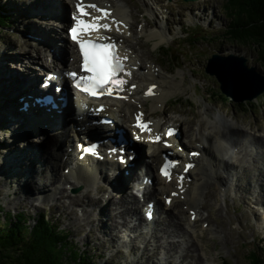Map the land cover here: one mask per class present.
<instances>
[{"label": "rangeland", "instance_id": "1", "mask_svg": "<svg viewBox=\"0 0 264 264\" xmlns=\"http://www.w3.org/2000/svg\"><path fill=\"white\" fill-rule=\"evenodd\" d=\"M43 1L48 0H0V7H2L0 12L4 13L3 18L6 19L4 24H0V51L5 49L9 53V56L5 59L0 52V124L4 126L3 131L0 130V225H4L5 222H8L11 213L17 215V213L25 211V216L29 217L27 218L29 221L26 222V224L32 227L35 225V221L30 215L37 216L39 213L45 212V219H50V222L60 226V231L63 230L70 234L68 238L69 246L75 247L84 257L89 256V254L92 255L93 259L100 264H150L146 262V257L149 254L153 255L151 256V262H155L156 264H187L190 262H195L196 264H227L228 262L231 264H250L251 249L260 246L261 243L264 244V191H262V193L258 191L260 188V183L258 182L260 180L259 178L257 180V175L260 172H263L262 175L264 177V144L261 145V143L258 142L260 139H255L250 135L253 133L254 128L259 125L262 129H260L258 133L261 137H264V94L258 95L251 100L246 99L243 102L227 100L228 94L223 90L222 92L226 96H220L216 93L213 94L215 90H220V86L216 76L207 73L205 66L208 64L209 57L214 52H217L222 55L232 53L245 56L247 57V64L249 67L256 65L262 71H264V67L261 66L259 61L257 62L256 50L253 47L247 46L240 41L236 42V40L224 32L225 27L230 23L224 11L227 2L224 0H200L201 3L198 4V8L193 10L195 13L189 15L187 11L185 12V9L191 11L190 7L193 6L192 3L198 0H128L130 3L132 2L130 5L135 7L134 9L128 3L126 4L124 0L119 2V4L123 6L121 14L124 18H127V20L133 21L132 14L135 11L139 22L135 23L133 26L131 25V28H135L136 26H139V28L136 29L135 33L131 32L133 35L131 41H134L137 44V48L140 47V50L147 55V57H143L147 67L138 71L135 77L137 78V76H141L142 74H149L148 68L151 65L153 66V76L154 74L157 76L155 79L157 78L158 87L155 90H159V93L162 94L156 93L146 98V101L148 100L147 105L149 113H154L155 110L158 111L159 109V113L151 117L156 124L164 127L167 124H178L177 122L179 119L180 122L184 120V123L190 119L194 120L192 121L195 122L193 123V131L191 130L187 136L183 135L182 131L181 142H185V139H188L186 137H190L191 132L192 137L195 138L194 136L197 133H195V129L197 128L196 123L198 122L197 119L204 109V104H210L212 107L211 112H214L215 109L217 113L219 110L228 113L230 118L237 121L239 126L245 128V130L249 132L245 136L237 137L238 143L239 146L241 145L254 152V155L251 156L247 154V151L242 147H239V154L236 155L235 158L231 155H224L225 160L230 162V164H234L236 169L233 171V174L235 178L238 177L237 179L231 176L232 169L229 167L226 168L229 170V174L226 169L220 170L222 176H218L217 179L216 174L212 175V173H210L211 170L208 167L206 158L200 157L198 166H204V168L208 170V173L206 172L199 176H206L215 183L208 188H204L203 191L204 193H208V191L211 190L213 192V198H210L209 203H205L203 205L204 207H202V203L205 202L207 196L204 193H200V189H198L197 193H195L192 198V205H197L200 209L197 211L198 215L193 212L194 209L189 210V207L185 204L186 209L189 210L185 213L187 216L186 219L191 212L196 215V222L194 221L195 219L192 218V214L190 221L189 218L187 220L181 219L178 211L184 206L182 207L181 204V207L178 208L175 207V205L180 200L187 203L190 197L189 192L191 193V191L186 190L184 194L180 195V200L179 198L176 199L177 203L173 204V209H171L172 214L167 218L174 222L179 221L183 231L186 233L188 232L186 236L188 238H194L193 240H195L198 245L196 246L194 244L191 246V255H189L185 261L180 262V260L177 259V255L176 257L170 256L171 253H167L164 247L165 241L167 242L166 239H168L172 233L168 231V228L165 227L162 222V220L165 219L162 217L161 213H158V216L160 215L161 218L158 226L157 224L155 226L154 222L152 224L153 230L156 227L157 229L152 235H150L151 233L149 235L147 234L151 230L144 233L141 237L144 238L143 245L141 246L138 242V246L136 247L137 251L134 252L133 249L135 248H132V244H129L128 241L132 238L131 235H129L131 228L126 226L128 224L124 225L122 223L124 220L126 221L133 212L123 219L119 216L118 210H115L116 203L121 195L128 194V188H131L130 185L124 187L121 185V182L126 177L122 181L118 180L117 187L124 191L123 194H121L120 190L113 189L110 184H108L110 179L108 180L107 178L103 181L104 178L100 176V173L93 174L90 169L84 172L85 175L82 174L86 179H81V181L75 174L73 175L70 180H79L78 185H71L69 179L67 183V180H64V177L61 178L60 175L55 181L54 175L50 172L53 165L54 168H58L57 170H59V172L65 173L66 171L63 161L60 160L58 162L59 158L56 156L57 152H55L56 145L52 144L61 141L59 140L61 137L59 138V135L56 137V133L58 132L55 131L53 133L51 128H48V132H41L33 137L32 134L29 133L30 126L26 125L24 117L19 115L20 106L18 107V105H16V108L12 109V105L17 104V100L20 97L18 92L21 83L20 78L27 77V75H22V73H26V70L31 68L14 55L17 53L23 57L22 59L27 60L29 59L28 53L35 55L36 49L41 48V51L45 52L47 46L42 45L41 35L43 36V32L47 31L51 33L53 37L52 29H50L51 27L55 28L57 31L58 38H61V36L66 33L62 28L63 26L61 27L59 23H50L52 22L51 19L59 22L54 16L50 15L52 18L44 16L43 12L45 10L43 9L46 4H43ZM97 1L101 3L108 2V0ZM115 1L116 0H114V2ZM166 4H169V6L166 7ZM72 7L73 4H71V8ZM123 12H125V14H123ZM202 12H204V16H200ZM67 13L68 10L66 8V14ZM144 14H146V18L150 20V23L145 29L141 30L140 26L145 23ZM207 14L208 16L204 18ZM6 16L8 18H6ZM41 16L45 17V21H43V17L40 19ZM154 19L157 21L160 28H157L153 23L152 20ZM46 20L49 22H46ZM196 25L203 26L204 30H201V27L197 29L198 33L192 36L193 39L197 36L195 42L189 43L188 39L183 38L185 37L183 28L185 26V30L194 32ZM38 30H42V33H39ZM217 30L220 31L217 32ZM26 39L28 40L26 41ZM63 44L67 45L66 42ZM49 45L54 46V43L51 42ZM254 45L257 46L252 42V46ZM23 49H29L30 51L20 52V50ZM134 49L137 50L135 46ZM49 55H51V51H49ZM43 59H45V55H43ZM221 61L223 62L225 60ZM221 61L219 60V62ZM27 63L38 66L37 72H42L39 65H35V63L29 60ZM139 63H142V60H140ZM8 70H12L13 73H10ZM193 70H195V72ZM33 75L36 76V74ZM37 75H39V73H37ZM256 76L260 78L259 75ZM160 77L161 79L159 80ZM41 79L42 78H40V81ZM155 79H151V81L154 82ZM165 79L170 83L167 81L164 82ZM162 86H164L162 88L163 90L161 89ZM142 91L144 93V90ZM142 91L136 94H142ZM252 91L253 89H251V92ZM169 93L171 94L169 95ZM220 94L223 95L221 92ZM141 96L142 95L137 97L140 99L139 102L143 103L145 99ZM137 97L135 98L137 99ZM164 102H167V105L164 104L162 106L166 105V107L159 108L158 103ZM144 106L145 104L143 103L141 107ZM131 107L132 110H134L135 104ZM163 108L167 112L166 115L161 114ZM15 110L18 111V113H16ZM126 111L127 114H129L130 109L128 108ZM16 115H18V123L12 118V116L14 117ZM171 117H173V120L170 119V122L164 124L165 118ZM130 118L132 119V116ZM184 123L180 124L181 126L183 125L182 130L186 131L187 126L184 125ZM49 124H52V122L49 121L45 126H49ZM41 130H44L43 126H33V131L40 132ZM24 134L29 136L30 140L26 139ZM74 135V132H70L67 137L72 139ZM183 137L185 139H183ZM192 137L188 139V142ZM232 139L234 140L235 138ZM11 141L12 143H10ZM262 142L264 141L262 140ZM34 144L42 146V148L40 149L36 146H32ZM147 145L145 144L143 147L145 152ZM194 145L195 146L190 147H197L196 144ZM259 145H261V148L258 147ZM9 146L13 149V154L9 152ZM20 149L25 150L24 157L27 156V159L30 160L28 162V165H31L32 168L30 171L35 170L37 175L38 172L45 170L42 172L45 173L44 180L36 181L33 179L29 182V177L20 175L22 168L15 165V158L13 156L18 155ZM35 155H41L44 158L41 160L38 158L35 159ZM158 156H160L159 152L157 155L153 154V159ZM59 163H61V165ZM22 165L27 167V163H22ZM143 165L141 166L142 169H144ZM68 168H70V165ZM107 175L113 178L116 177V174L111 170ZM211 176H213V178H210ZM95 177L98 178L97 180H99V182H96ZM87 178L91 179V183L95 182L94 190L90 189L88 186L90 183L87 181ZM189 178L194 179L192 175H190ZM92 179H95L94 182H92ZM226 179L230 180L227 184H225ZM82 180H85L84 182H86L87 186L84 185ZM197 182H200V180L195 183ZM256 182L259 184V188ZM45 183L47 186L43 189L41 184L45 185ZM158 183L163 184V187L165 186L164 183L159 181V178ZM38 184L40 185L38 186ZM98 184L105 185V187L108 188V192L106 193L105 187L97 191L96 188ZM219 185L223 187L220 188ZM216 188H218L217 191ZM253 188L257 191H254ZM60 189H64L66 193L62 200L55 197ZM86 189L91 190L92 195L100 196L102 198L101 203L105 208H108L109 211L105 210V212H103L102 209L93 211L94 208L89 206L92 204L85 205V208L82 206L84 204L82 200L75 205L71 204L75 210L67 206L70 204V199L72 198L69 195L81 199L86 195L83 194L87 191ZM209 193L211 192L209 191ZM104 195H106L105 199H103ZM170 196L172 197V195ZM256 198H262V204L260 202L255 203L254 201ZM103 200L105 202H103ZM112 201L116 203L113 204V213H110L111 205L108 203L110 202L112 204ZM140 205H142V203H140ZM64 206L68 213H64ZM86 209L93 212V219H91L93 223L90 222L87 224L79 220L82 224L80 225V229H78L77 225L71 224L69 217L72 215L82 217V213ZM70 213H72V215ZM185 214H181L182 218H184L183 216H185ZM109 215L111 218L116 215V223L120 231H117V228L113 230V227L111 229L106 227V224L110 221ZM164 217L166 218L167 216L165 215ZM14 219H16V217H14ZM127 222H129V220H127ZM90 229H92V231H90ZM107 229L112 232V239L110 232L107 234ZM158 230L161 232V235H159L161 238L154 235L155 232L158 233ZM141 233L142 232H140V234ZM147 237H149V239H147ZM187 237L186 239L177 236L169 237V240L179 238L184 241L182 245H186V242H189ZM146 243L148 244L149 254L142 255L141 250ZM60 246H62L61 243ZM177 253H179V251ZM200 254L203 257V262Z\"/></svg>", "mask_w": 264, "mask_h": 264}, {"label": "bare ground", "instance_id": "2", "mask_svg": "<svg viewBox=\"0 0 264 264\" xmlns=\"http://www.w3.org/2000/svg\"><path fill=\"white\" fill-rule=\"evenodd\" d=\"M49 1H50V3H48V6H50V7L52 5L54 6V4H57V2H54L55 0H49ZM120 1L121 0H116L114 2V0H108V2H111L112 4L104 5L103 3H101V4H98V5L101 6L102 9L106 8L109 11H111V13L108 14V20H109V23L112 25V28H113L114 34H115V35H113L112 40L114 38H116L119 42H120L121 39H123V41H124L123 43L127 42L130 45L129 48L133 49L132 55H135L133 57V59L135 61V64H138L139 61L142 60V63H140V65L142 66V68H146L147 66H146V63H145V60L143 59V57L145 58V56L147 57V55L142 50H140L141 49L140 47L137 48V44L134 41H133L134 43L131 41V37L133 36L132 33H135L136 29H138L139 26H136L135 28H130L129 30L127 29V24H130V25L133 26L135 23H138L139 21L137 19L135 11L132 14L133 15V21H129V20H127V18H124V16L121 14V10H122L123 6L119 4ZM124 1H125L126 4L128 3L129 5L132 3V2L130 3L128 0H124ZM88 2L89 3H93V2H97V1L96 0H67V1H65V5H63V7H64L65 11H66V8H67V10L69 12V8H71L70 5L73 4V9H72L73 11H71V13L72 12L74 13L75 12L74 11V9H75L74 7H75L76 3H85V4H87ZM199 3H201L200 0L193 2L192 3L193 6L190 7L191 11H188L187 9H185V12L187 11L188 15L192 14V13H195V11L193 12V10L198 8V4ZM58 4H60V3H58ZM168 6H169V4H166V7H168ZM131 7L133 9L135 8L133 6H131ZM113 8H114V10H113ZM97 9L98 8H96V15L97 16L102 15V13L100 11H98ZM197 11H199V10H197ZM123 14H125V12H123ZM67 15H68V13L64 17L60 18V19H62L65 22V24L61 25V27L63 26V28H65L66 23L68 22ZM204 15H205L204 12H202L200 14V16H204ZM207 16H208V14L204 18H206ZM113 17H116V19L113 20L112 19ZM43 21H45V19ZM51 21L52 22H50V23H52V24H58L57 22H54L55 20H53V19H51ZM115 21H122V23L119 25L120 30H117V25H116ZM124 21H127V24ZM152 21L156 25L157 28H160V26L157 24V21L155 19L152 20ZM144 22L145 23L140 26L141 30L145 29L146 26L150 23V20L148 18H146V14H144ZM117 31L120 32V33H117ZM38 32L42 33V30H38ZM46 32L47 31H44L43 32L44 35L43 36L41 35V41L43 42L42 45H46L47 46V49H45V52L44 51L42 52L41 48L40 49H36V54L35 55H33L31 53L30 54L28 53L29 59H27V60L26 59H22L23 57H21V55H19L17 53L14 55L15 57L20 58L22 61H24V63L27 66L31 67L30 69L26 70L27 73L25 74V76L27 75V77H29L31 80H33L34 83H38L39 75L37 76V73H39V72H37V66L31 65L32 63L31 64L27 63L28 60L32 61L34 63H37L38 65H42V66L47 65L50 68L51 67L55 68V65L53 63L49 62V59H47V56L48 57L51 56V55H48L49 51H50V48L56 47L57 45H59V43L57 42L56 38H53L51 36V33H49V32L46 33ZM52 33L55 34L56 31L52 29ZM109 34L111 35L110 32H109ZM61 38L63 39L64 36H61ZM28 39H30V38H28ZM28 39H26V41ZM51 42L54 43V46H50L49 45V43H51ZM27 43H29V42H27ZM67 45L69 47V53H70L68 55H69L70 60H71L72 57L74 56L73 53L74 54L76 53V45L73 42H71V41H69ZM134 46L136 47L137 50L134 49ZM21 51L22 52H26V51L29 52L30 50L29 49L28 50L27 49H25V50L23 49V50H20V52ZM0 52H1V55H3L5 57V59H6L7 56H9V53L5 49L0 51ZM71 52H72V54H71ZM43 55H45V59H43ZM63 63H65V65H69V63H67V56H65V55H63ZM56 64H57V62H56ZM129 64H130V62H129ZM62 69L63 68L60 67V70H62ZM149 69L152 70V67L150 66ZM232 69H230V71H232ZM57 70L58 69H56L55 71H57ZM8 71L10 73H13L12 70H8ZM33 74H36V76H33ZM155 77H157V76L154 74L153 78H151V77H147L146 78L147 82L142 85V87H143L142 90H144V93L142 91V94H136V93L140 92V90H135L134 92L130 93V91L127 88L130 87L131 83L137 82V81H136L135 77H134V81L133 82H130V80L127 79V81H128V85L126 86L127 90H125L123 92L124 93H128V96H131V97H128L127 99H123V100L122 99H113L111 96H107V89H106V87L103 88V92L105 93L107 103L109 105H111V109L109 111L111 112V114L113 115V117L115 118V120L117 121V123L119 125H123V124L124 125H128V123L130 121H132L130 116H132L134 118V114L133 113L137 112V111H135L136 109L132 110L131 106H133V104H135V107H136L137 105H136V103L133 102V100H132L133 97H137V96L139 97L140 95H142L141 97L143 99H145V101L143 103L146 104V98H149L152 95L151 94H147L146 95L145 92L147 91V89L149 88V86L151 84L157 83V80H154V82L151 81V79H155ZM227 78L231 79L232 81H237L239 79L237 73H236V75H233V76L227 74ZM24 80L25 79H23L21 81L20 87L18 89L20 97H22L23 95L28 96L27 94H30L32 92V90H34L33 85L31 86L30 89H27V87L23 84ZM166 81L167 80L165 79L164 82H166ZM167 82H169V81H167ZM140 86H141V83H140ZM167 86H169V85H167ZM137 89H138V86H137ZM159 92L160 91L157 90L156 93H159ZM133 94H134V96H132ZM144 94H145V97H144ZM170 94L171 93H169V95ZM20 97L17 100L18 103L15 104V105H12V109H15L16 105H18V107L19 106H23V102L29 100L28 97H25L24 100L20 101ZM138 97H137V99H138ZM167 99H168V97H167ZM137 101L139 102L140 99H138ZM166 103L165 102L164 103H158L159 104V108L160 107H164L162 105H164ZM158 104H157V106H158ZM145 107L146 106L141 107L140 110H143L145 112ZM48 108H49V106H45L44 107L45 110H47ZM128 108L130 109L129 114H127V111H126V109H128ZM203 108L204 109L202 110V112L200 113L199 118L197 119L198 122L196 121L197 122L196 124H197V127H198L199 136L195 135V138H192L191 141L188 142V144L186 142H183V141L181 142L182 131H183V135L187 136L189 134V132L194 127L193 123H195V122H192L194 120L190 119L189 121H186L184 123V120H181V122H180V119H179L178 122H177L179 125L178 124H175V125L174 124H170L171 126L174 125L176 128H178V134L180 133L181 137L179 138L178 134L170 136L169 140L174 144L173 146H170V147L165 146V145H160V142L159 143L156 142V144H150V146L153 148V150H151L152 152L148 151L149 160H147L146 158H143L141 161L140 160L138 161V159L136 161H134V165L131 168V170L133 169V172L131 173V176H129V177L124 175L123 171L126 170V168L123 167V163L117 158L118 156H115V157H113L114 161L120 162L121 166L120 165H116V163H113L111 160L110 161H107V160H98L97 161V160H93V159L91 160L90 158H87L84 161L83 160L82 161H79V160L76 161L75 160L74 161V163H75L74 165L73 164H69L70 162L67 160V161H65V165H66L65 167H68L70 165V168H69L68 172L65 171V173H64V172H61V171L59 172V170H57L58 168L56 166H55L56 168H54V165H53L52 170H53V175L55 177L54 180L56 181L57 180L56 178L59 177V175H60L61 178L64 177V180H67L66 181L67 183H68V179H69L71 185H78L79 180L71 181L70 179L73 177L74 174L80 179V181H81V179H86V178H84V175H85L84 172L88 171V169H90L93 174H97V173L99 174L100 173V176L104 178L103 181H105L107 178H108V180L110 179V182L107 181L108 184H110L111 187H116V189L120 190L121 194H123L124 191L121 188L117 187L118 186V180L122 181L126 177L121 182V185H122V187H124L126 185H130L131 188H128L129 193L126 194V195L125 194L121 195V197H120V199L118 200L117 203L115 201H112V204H111L110 203L111 200H110V202L108 204L111 205L110 213H113V204L116 203L117 205H116L115 210H118V214H119L120 217L125 219L127 215H129L131 212H133L132 215L127 220L131 221L132 219H134L133 218L134 216H136L135 218L138 219L139 223H137V225L136 224L130 225L129 222H127V220L126 221L124 220V222H122L124 225L128 224L127 227L132 229V231L129 232V235H131L132 238H130L128 241H129V244H132V248H135V249H133L134 252L137 251L136 247L138 246V242H139V244L141 246L143 245V242H144V238H141L143 234L142 233L140 234V232L138 230V227H139L140 224H142L146 220L145 216L143 214H141V208H143L144 205H146L147 200H154L155 201V204H156V207H157V212L159 214L161 213L162 217L165 219V220H162V222L164 223L165 227L168 228V231L172 233L169 237H176L177 236V237L186 239V237H187L186 234L188 232L186 233V232L183 231V229H182V227L180 225L181 223H179V221H175L174 222V221H172L170 219H167V218H169V216L172 214L171 213V209H173L172 208L173 204L177 203L176 199L179 198V200H180L181 199L180 195L184 194V192L186 190L191 191V193L189 192V194H190L189 200L187 201V203L186 202H182V200H180L175 205V207L180 208L181 204H182V207L184 206L183 208H181L178 211L180 213L181 219H186L187 216H186L185 213L188 212L190 209H194L193 212L198 215L197 211L200 210L199 207L197 205H192V198H193L194 194L197 193L198 189H200V193H204V191H203L204 188H208L212 184H215L212 181V179H210L211 180L210 181L206 176L205 177L199 176L200 174H203V173H206V172L208 173V170L206 168H204V166H200V167L198 166V161L200 160V157H204L205 155L207 156L206 158L208 160V165H209L208 167L211 170L210 173H212V175H213V173L216 172V177L218 179V176H222L220 174V169H223V168L226 169L228 167L232 169V166H233V164H230V162H228L224 158L225 154H227L226 156H228V155L233 156V153H234L233 149L235 147H237V145H238V143H236L237 139H235V141L232 142L231 141V137L243 136V135H247L249 133L248 131L245 130V128L239 126L237 121H234L232 118H230L228 113L221 112V110H219L218 113L211 112L212 111V107H211L210 104H204ZM32 111H35V110L32 109ZM32 111L30 109V106H29V109H28L27 113L24 110H20L19 111V113H20L19 115H22L24 117V120L27 119L28 123H26V125L30 126L29 133L32 134L33 137L36 136L39 132L33 131V126L34 127L45 126L49 121H51L53 124H49V126L53 125V126H51V128L55 127L54 129H56V131L59 133V134L56 133V135H57L56 137H58V135H59V138L62 137L61 141L58 142L59 145L61 146L66 141V137L67 136L65 137V134L60 133L65 128H62L61 131H59V128H56V126H55L57 122L53 121L52 119L49 120L50 119V113L53 114V112H45L46 113L45 115L41 116L40 119H37L36 116H37V112H39V111H37L34 114H32ZM16 113H18V111H16ZM154 113H158V111L155 110ZM145 114H146L145 118L148 119V120H151L150 117H148L147 113H145ZM161 114L162 115H166L167 113H166L165 110H163L161 112ZM211 114H213V116ZM138 115H139V117L143 116L141 114H138ZM12 118H14V121L16 123H18L17 122L18 115L14 116V117L12 116ZM170 119L173 120V117L165 118L164 124H166V122H170ZM8 120H9V118H8ZM180 123H182V124L184 123V125L187 126L186 131L182 130L183 125L181 126ZM154 126L156 128L155 129L156 133H158L159 130H161V127L158 124H154ZM47 129H48V127L44 128V130H47ZM260 129H262L261 126H259V125H258V127L256 126V128H254L253 133H251L250 135L253 136L255 139H258V140L260 139V141H258V142H260L261 145H263L264 142H262V140L264 141V137H261L260 134L258 133V131H260ZM44 130H42V131H44ZM35 133H37V134H35ZM191 134H192V132H191ZM145 135L150 136V137H155V134H153V136H152V134L145 133ZM24 136H26V135L24 134ZM31 139L34 140L33 138H31ZM29 140H30V138H29ZM152 141H153L152 139H149V142H152ZM221 142H223V144ZM10 143H12V141ZM194 143H198V144H196L198 146L196 149L202 151L201 156L197 160H196L195 156L191 155V153L189 154V151H188L187 154H186V159H183L182 166L177 168V170L175 171V175H174V177L171 180L169 178L160 177L159 175H158V177L156 176V174H155V172L153 170L154 166L156 165L155 167H158L159 163L162 162V156H163V153L165 151L173 150V147H178L179 145H182V146H184L185 149H187L189 146L194 145ZM223 145H227V148L223 147ZM261 145H259L258 147L261 148ZM32 146H35V144L32 145ZM201 146L203 148H201ZM156 148H157V150H156ZM192 149H189V150H192ZM12 150L13 149L9 146V152H11L13 154ZM56 150L58 152H61V150L59 148H56ZM229 150H230V152H229ZM24 151L25 150L20 149V152L18 153V155H13L14 158H15V162H14L15 165H17V166L22 168L20 175H22V176L26 175L27 177H29L28 178L29 182H31V180H33V179L36 180V181H40L42 179L44 180L45 179V173H42V172H44L45 170L44 171L42 170V172H38L37 175H36V171L35 170L34 171H30V170H32L31 165H28V162L30 160L27 159V156L24 157L25 156ZM158 152L160 153V156L155 157L153 159V154L157 155ZM249 154L250 155H254L252 150H251V152ZM37 158L41 160L44 157L41 156V155H35V159H37ZM69 158L72 159V156L69 155ZM131 158L134 159L133 156H131ZM59 161L60 160H58V162ZM188 162L191 163L192 166H191V168L189 170H186L185 166L188 164ZM22 163H27V167L23 166L24 164L22 165ZM59 164L61 165V163H59ZM193 164H194L195 167H193ZM142 165H143L144 169L141 168ZM102 166H104V167H102ZM92 168H94V169H92ZM110 170L113 171L114 174H116V177L113 178V177H109L107 175V173ZM119 170L121 172H117ZM139 170H141V171L145 170L144 172H146L149 175H151V177L156 178V181H155L156 184L154 183V186L151 189H149V190H147L145 192V194H144L145 195V203L142 204V205H140V203L142 201L136 195V192L134 190V184H132L133 180L136 179L139 176L138 175L140 173ZM134 171H135V173H134ZM226 171L229 174V170L226 169ZM105 173H106V175H105ZM180 173H186V178L183 181H181L180 178H179V174ZM82 174H84V175L82 176ZM260 174H261V172H260ZM260 174L258 173L257 180H258V178H260L262 176ZM262 174H263V172H262ZM70 175H72V176H70ZM190 175H192L194 177V179L189 178ZM80 177H82V178H80ZM140 178H142V176H140ZM158 178H159V181L161 183L165 184L164 187H163V184H159L158 183ZM210 178H213V176H211ZM95 179H96V182L97 181L99 182V180H97L98 178L95 177ZM95 179H92L93 180L92 182H94ZM130 179H131V181H130ZM90 180L91 179L87 178V181H89V183H90V184H88V186L90 187V189L94 190L95 189V185H94L95 182L91 183ZM198 180H200V182L195 183ZM82 181L84 182L85 180H82ZM228 182H230V180L226 179L225 184H227ZM258 183H257V186L259 185ZM253 184H254V182H253ZM39 185L40 184H38V186ZM41 185L43 186V189L47 186L46 183H45V185L44 184H41ZM84 185L87 186L86 182H84ZM103 187H105V185H102V184L99 185L98 184L96 189H97V191H99ZM219 187L221 188L223 186L219 185ZM241 187H242V185H241ZM180 189H182L183 191L180 190ZM253 189H254V191H257L255 188H253ZM86 190L87 191H85L83 193V194H86V195L83 198H81V199H79V198H77L75 196L69 195L72 198L70 199V204H68L67 206L72 208L73 210H75L72 205H75V204H77L78 202H80L82 200L84 202V204L82 206L85 207V205H87V204H92V205H89V206H92L94 208L93 211H95V210L99 211V210L102 209V211L105 212V210H108V208H105V206L101 203L102 198L100 196H96V195L94 196V195L91 194V190H88V189H86ZM217 190H218V188H216V191ZM105 191H106V193L108 192V188L107 187H105ZM209 191L211 193H209ZM209 191H208V193L207 192L204 193L207 196V198L205 199V202L202 203V207H204L203 205L205 203H209V199L210 198L211 199L213 198L212 197L213 196V192L211 190H209ZM189 194H188V196H189ZM65 195H66L65 190L64 189H60L59 192L55 195V197L62 200V198H64ZM163 195H164V197H163ZM170 195H172V197ZM76 196H78V195H76ZM166 196L167 197L170 196L171 200H172V201H170V203H167V205L164 202L165 201L164 199H166ZM105 197H106V195H104L103 199H105ZM161 200H162V202H161ZM103 202H105V201L103 200ZM254 202L255 203L260 202L262 204V198H260V199L256 198ZM185 204H187V206L189 207V210L186 209ZM63 211H64V213H68L66 211L65 206H64V210ZM61 212H62V209H61ZM209 212H210V210H209ZM70 214L72 215V213H70ZM181 214H185V216H183L184 218H182ZM191 214L192 213L190 212L189 217H188L189 221L191 220ZM92 215H93V212L92 211L90 212V211H88L86 209L82 213V217L81 216L77 217V216H73L72 215L71 217H69L70 218L69 220L71 221V224L73 223L74 225H77L78 229H80V225L82 224V222H80L79 220H82L83 223H87V224H89L90 222L93 223V220H91V219H93ZM165 215L167 216L166 218L164 217ZM72 217H73V219H72ZM160 219L161 218H160V215H159L157 217V219L155 220L156 221L154 223L155 226H156V224L158 226ZM194 219H195L194 221L196 222L197 218L195 217ZM109 220L111 222L108 221V223H107L108 225L106 224V227L108 229H111L113 227V230H115L117 228V231H120V229H118V224L116 223V215L112 216V218L109 215ZM108 229L106 230V232H107V234H109V232H110L111 239H112L113 238L112 232L110 230H108ZM156 229H157V227L154 230L152 228V230L149 233H147V234L149 235L151 233L150 235H152V233ZM90 231H92V229H90ZM93 233H95V232H93ZM113 233H114V231H113ZM154 235L156 237H159V235H161V232L158 230V233L155 232ZM169 237H168V239H166L167 242L165 241V244H164L166 252L167 253H171L170 256H175L176 257V255H177V259H179L180 262L181 261H185V259L189 255H191V253H190V250L192 249L191 246H193L194 244L196 246H198L196 241L193 240L194 238L192 239L191 237H189V238L187 237L189 239V242L187 241L186 245H182L183 242H184V241H182V239L178 238V239L169 240ZM159 238H161V236ZM163 238H165V237H163ZM147 239H149V237H147ZM147 246H148V244L146 243L144 248L141 250L142 251V255H148L149 254L148 253L149 249H148ZM178 251H179V253H177ZM175 253H177V254H175ZM151 256H153V255L149 254L146 257V262L150 263V264H156L155 262H151ZM200 256H201V259H202V262H203L204 261L203 257H202L201 254H200ZM187 264H196V263L195 262H190V263H187ZM199 264H201V263H199Z\"/></svg>", "mask_w": 264, "mask_h": 264}, {"label": "trees", "instance_id": "3", "mask_svg": "<svg viewBox=\"0 0 264 264\" xmlns=\"http://www.w3.org/2000/svg\"><path fill=\"white\" fill-rule=\"evenodd\" d=\"M224 1L231 19L230 37L253 47L257 61L264 67V0ZM3 17L4 13L0 12V24L6 21ZM188 36H192L189 31ZM252 42L257 46H252ZM33 217L35 225L32 227L27 226L29 217L24 212L11 213L8 222L0 225V264H100L92 255L84 257L75 247L69 246L70 234L45 219V213ZM262 248L260 244L251 249L250 264H264Z\"/></svg>", "mask_w": 264, "mask_h": 264}, {"label": "snow or ice", "instance_id": "4", "mask_svg": "<svg viewBox=\"0 0 264 264\" xmlns=\"http://www.w3.org/2000/svg\"><path fill=\"white\" fill-rule=\"evenodd\" d=\"M90 7L92 8H96L97 6L95 4L90 5ZM77 9L80 11V13L82 15H90L89 13H86L82 4L81 3H77ZM98 11H100L101 13H105V15L107 14V10L102 9V8H98ZM73 17L76 18V13H73ZM102 19V17H92V21L88 24L85 25V21L84 20H77V24L73 25V27L69 30L72 33V37L73 39H78L76 36V32H77V26L78 25H85L86 28L88 29H94V28H104V29H108L110 27V25L108 23H99V21ZM113 20H115V18H112ZM116 25H117V30H120L119 25L122 23V21H115ZM79 46H80V50L83 54V59H84V66L88 67L90 71L94 72L95 75L92 77H88L87 79L89 81H91V86H85L84 87V91H88V92H93V89L98 87L99 85L102 84H107L111 81L112 77L115 76V73L118 72L121 68H122V64H121V58H119L118 56H116L115 54H112V59L109 60V54L107 52H101L99 53V55L97 54L96 51H92L90 53L89 49L86 47V45H91L92 42L89 41H85V40H78ZM93 49H113L115 47L114 43H107V44H99V45H92ZM90 55H91V61H90ZM102 57V59H101ZM68 75H71L73 77H75V73H68ZM81 83H83V80L81 81ZM120 83H124V81H120ZM79 86V85H78ZM131 87H135V85H132ZM155 85H151L149 86V88L147 89V91L145 92V94H151L152 92V88H154ZM94 94V92H93ZM125 99L127 97H124ZM139 115L137 117L138 120V126L141 128V131L145 130V125L143 123H139ZM150 123V122H149ZM148 131H151V129H148ZM175 130L172 128H169L167 130V135H172L173 132ZM137 139H139V137H136ZM156 140L160 139L159 134L155 137ZM223 144V142H221ZM165 144H167V141H165ZM84 151H94L95 149V145H89L87 147L81 145L80 146ZM223 147L227 148V145H223ZM109 152H119V153H123L124 149L123 147H118V148H110ZM230 152V150H229ZM192 155H198V153H191ZM121 162L124 161L125 157L123 155H118L117 157ZM128 159H131V156H128ZM166 167V166H165ZM165 167L161 168V172L165 175L168 176L169 173L165 171ZM188 167H191V165H188ZM149 217L151 216V213H148Z\"/></svg>", "mask_w": 264, "mask_h": 264}, {"label": "water", "instance_id": "5", "mask_svg": "<svg viewBox=\"0 0 264 264\" xmlns=\"http://www.w3.org/2000/svg\"><path fill=\"white\" fill-rule=\"evenodd\" d=\"M229 58L231 60L230 67H226L225 69L222 67H213L212 65L216 64L219 60V56L217 55L210 60L211 64L207 67L209 73L217 75L221 80L225 92L238 101H242L245 98L251 99L264 92V76L257 77L256 75L258 74L256 73L255 67L247 68L245 58H241L242 62H238V59L234 56H230ZM236 73L239 77L237 81H232L227 78V74L233 76ZM251 88H253V92L249 91Z\"/></svg>", "mask_w": 264, "mask_h": 264}]
</instances>
